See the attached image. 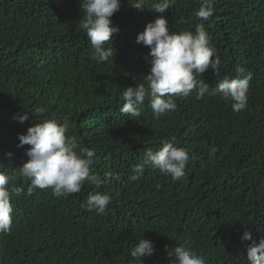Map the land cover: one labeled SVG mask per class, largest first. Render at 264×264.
<instances>
[{"label": "trees", "instance_id": "obj_1", "mask_svg": "<svg viewBox=\"0 0 264 264\" xmlns=\"http://www.w3.org/2000/svg\"><path fill=\"white\" fill-rule=\"evenodd\" d=\"M81 3L0 0V171L15 177L10 191L24 188L11 199V230L0 233V264H134L130 251L142 236L155 249L143 264H175L173 249L186 241L207 264H248L252 241L242 240L244 231L257 243L264 238V0H214L207 21L195 16L199 0H176L163 14L170 33L205 26L221 61L219 76L209 67L197 77L210 92L237 67L252 79L242 112L219 95L197 99L194 91L176 97V109L158 120L148 97L139 116L120 109L124 88L146 84L150 49L136 37L161 14L121 0L111 18L118 31L105 45L113 56L98 63L79 27ZM26 111L28 120L14 119ZM44 119L66 124L67 135L94 149L92 171L105 179L102 186L86 182L67 197L51 188L29 193L31 182L18 170L29 146L18 147V137ZM173 137L198 157L181 180L148 167L133 172L145 151ZM95 191L112 198L104 214L82 206Z\"/></svg>", "mask_w": 264, "mask_h": 264}, {"label": "clouds", "instance_id": "obj_2", "mask_svg": "<svg viewBox=\"0 0 264 264\" xmlns=\"http://www.w3.org/2000/svg\"><path fill=\"white\" fill-rule=\"evenodd\" d=\"M176 3V0H132L130 6L143 10L148 8L160 13L154 21L147 23L144 31L136 37V43L150 49L148 63L150 69L145 75V83L124 88L122 92V114L139 116V106L146 97L155 119L177 107L176 97H189L195 91L197 99L205 94L219 95L226 102H231L234 112H242L248 106V92L252 75L246 73L243 67L236 68L235 77L224 76L211 90L203 79H197L211 67L217 76L220 75V58L215 55V49L210 45L205 26L197 24L193 31L169 32L168 20L164 13ZM199 8L195 16L207 21L215 11L214 0H199ZM147 5V6H146ZM81 7L84 16L79 27L86 33L91 47L92 58L98 63H105L113 56V48L105 47L111 42L112 36L118 31L113 26L112 17L120 10L121 0H82ZM38 113L44 109L37 107ZM29 112L14 117L23 123L28 120ZM18 147L28 145L27 162L18 168L19 175L31 182L29 193L33 188H51L57 197H67L81 191L88 184L99 188L105 179L92 171L95 151L82 147L81 141L75 135H67V125L58 123L56 119H44L27 129L26 134L18 137ZM175 138L163 142L159 150L148 149L141 163L133 168L134 173H142L146 167L169 175L175 181L186 175V166L190 160H196L195 153L174 143ZM215 149L210 153L214 155ZM11 156V153H8ZM133 175L131 179H137ZM0 171V233L11 230L13 220L12 196L24 193L23 187L14 186L9 190L10 181L14 180ZM108 193L89 192L86 204L82 205L88 211L97 215L104 214L111 204ZM242 240L252 241L247 248L248 264H264V238L257 243L249 231H244ZM185 244L173 249L175 264H207L204 256L197 255ZM153 243L143 238L130 251L134 264H143L141 258L154 253Z\"/></svg>", "mask_w": 264, "mask_h": 264}]
</instances>
